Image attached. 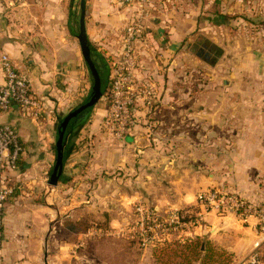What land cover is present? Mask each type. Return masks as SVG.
I'll use <instances>...</instances> for the list:
<instances>
[{
  "label": "crops",
  "instance_id": "crops-1",
  "mask_svg": "<svg viewBox=\"0 0 264 264\" xmlns=\"http://www.w3.org/2000/svg\"><path fill=\"white\" fill-rule=\"evenodd\" d=\"M148 6L149 47L140 48L138 74L154 88L151 108L137 107L138 122L123 139L103 127L105 110L69 125L53 186L59 120L93 82L77 37L81 8L78 15L76 0H0V54L44 104L38 119L17 105L0 110V124L16 128L24 145L19 168L4 174L15 193L0 208V264H160L154 250L117 232L138 201L200 216L173 241H209L229 264H243L256 248L263 254L254 217L220 216L198 194L222 188L264 206V0ZM136 14L114 0H86L87 35L103 57L92 50L97 64L109 67L101 51L119 57L122 29ZM194 40L210 56L202 75L189 54Z\"/></svg>",
  "mask_w": 264,
  "mask_h": 264
},
{
  "label": "built area",
  "instance_id": "built-area-1",
  "mask_svg": "<svg viewBox=\"0 0 264 264\" xmlns=\"http://www.w3.org/2000/svg\"><path fill=\"white\" fill-rule=\"evenodd\" d=\"M122 6L135 7L137 14L125 25L122 34V52L109 66L111 71V106L103 119V127L118 139L124 138L137 124L136 110L139 105L152 106L153 86L139 78L140 48L149 47L144 19L149 14L150 0H114ZM111 67V70H110ZM0 70L4 82L0 85V110L17 105L24 114L38 119L44 112V104L33 90L31 80L20 72L11 58L0 54ZM24 154V145L16 128L0 124V208L15 193V185L6 181L4 174L19 168ZM198 202L218 215H236L243 221L251 217L256 227L264 231V206L245 199L235 192L222 188L200 191ZM134 219L120 227L117 232L142 247L162 245L171 240L169 234L178 235L200 224V216L184 217L178 209L158 211L144 201L133 205ZM114 232V231H113ZM243 264H264L262 252L256 248Z\"/></svg>",
  "mask_w": 264,
  "mask_h": 264
},
{
  "label": "water",
  "instance_id": "water-1",
  "mask_svg": "<svg viewBox=\"0 0 264 264\" xmlns=\"http://www.w3.org/2000/svg\"><path fill=\"white\" fill-rule=\"evenodd\" d=\"M80 26L79 33L77 35L81 47V52L85 63L92 74L93 82L89 94L83 102L77 104L72 110L64 115L59 121L57 141H56V161L50 176V184L56 186L60 181L65 158H66V139H67V128L69 125H79L83 123L88 115L91 113L94 106L103 97L107 82H104L102 75L98 68V64L94 59L92 53V47L87 35L86 29V0L80 1Z\"/></svg>",
  "mask_w": 264,
  "mask_h": 264
},
{
  "label": "trees",
  "instance_id": "trees-1",
  "mask_svg": "<svg viewBox=\"0 0 264 264\" xmlns=\"http://www.w3.org/2000/svg\"><path fill=\"white\" fill-rule=\"evenodd\" d=\"M91 46L94 55L103 59L92 44ZM98 68L103 81L108 83L109 67L101 61V64L98 63ZM165 245V247H158L154 250L160 264H172L176 257L182 260L179 264H192L194 260H199L201 264H229L230 261V256L225 250L217 249L209 241L201 238L176 240Z\"/></svg>",
  "mask_w": 264,
  "mask_h": 264
},
{
  "label": "rangeland",
  "instance_id": "rangeland-1",
  "mask_svg": "<svg viewBox=\"0 0 264 264\" xmlns=\"http://www.w3.org/2000/svg\"><path fill=\"white\" fill-rule=\"evenodd\" d=\"M79 2H80V0H76V8H75V11L78 13V15L80 13ZM123 29H122V31H123ZM192 43H195V44H192V46L190 47L191 49H194V53L190 49L191 51L189 50V54H191V53L194 54V58H195L196 62L199 63V64H197L198 66H196V70H195L196 71V75H202L203 74L202 73L203 72V68H201V67L205 64L206 60H209L210 56H208L207 59H205V56H207V54H206V52H204V54H199V52H200V45L197 43V40L196 41L194 40ZM101 52L104 54V56L106 55L105 58H106V60L108 62V65L109 66L112 65V63L116 59H114L111 55L108 56L107 54H105L106 53L105 51H101ZM110 70H111V67H110ZM110 77H111V71H110V75H109V81H108L107 86L105 88L104 95L99 100V102L94 106V108L92 109V111H91L92 115H91V117H90L89 120H91L93 118L92 116L95 114V112H99V111L100 112L101 111L103 112V110H105V114H104V117H105L107 115L108 111L110 110V106H111V102H112V98H111L112 85H111V79H110ZM87 84H88V87L84 89V91L82 92L81 96L79 97V99H77L75 105L71 109H73L77 104L83 102L84 99L89 94L90 89H91V86H92V80L91 81L89 80V82H87ZM196 87H198V86H196ZM196 90H198V89L196 88ZM104 117H103V119H104ZM103 119H102V123H103ZM260 206H262V205H260ZM133 213H134V209H133ZM169 235H170V237H172V236L174 237L173 234H169ZM171 240L173 241L175 239L173 238ZM131 241L134 242L138 247H140L142 249H152V250H155L158 247H165L166 246L165 244L171 242V241H169V242H167L165 244H162V245H156L155 244L153 246L142 247L136 240H131ZM263 259H264V252H263ZM173 261H174V263H172V264H179V262H181L182 260H181V258L176 257V258L173 259ZM198 262H199V260H194L192 262V264H198Z\"/></svg>",
  "mask_w": 264,
  "mask_h": 264
}]
</instances>
